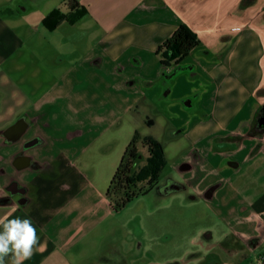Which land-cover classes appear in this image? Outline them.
Segmentation results:
<instances>
[{"label":"crops","instance_id":"crops-1","mask_svg":"<svg viewBox=\"0 0 264 264\" xmlns=\"http://www.w3.org/2000/svg\"><path fill=\"white\" fill-rule=\"evenodd\" d=\"M70 1L0 0V214L44 245L25 264H257L264 1L237 22L235 0H77L75 23L43 25ZM183 23L200 44L163 65ZM135 137V173L147 138L166 166L117 211L107 190Z\"/></svg>","mask_w":264,"mask_h":264},{"label":"trees","instance_id":"trees-1","mask_svg":"<svg viewBox=\"0 0 264 264\" xmlns=\"http://www.w3.org/2000/svg\"><path fill=\"white\" fill-rule=\"evenodd\" d=\"M71 13L63 15L59 10L51 12L44 20L43 25L54 29L62 20L75 23L87 13V9L77 0H71ZM200 40L197 34L185 23L181 24L176 31L160 46L159 54L163 65H169L186 56L199 46ZM138 137H135L127 146L123 157L115 171L107 190V196L114 203L115 210H121L135 197L131 187L139 181L149 179L150 185H154L159 179L166 166V159L161 144L152 138L145 140L150 157L147 164L135 173L136 162L139 160ZM183 189L179 183L170 182L159 188L160 192L170 193Z\"/></svg>","mask_w":264,"mask_h":264},{"label":"clouds","instance_id":"clouds-1","mask_svg":"<svg viewBox=\"0 0 264 264\" xmlns=\"http://www.w3.org/2000/svg\"><path fill=\"white\" fill-rule=\"evenodd\" d=\"M13 212L0 214V264H25L44 248L32 219Z\"/></svg>","mask_w":264,"mask_h":264},{"label":"rangeland","instance_id":"rangeland-1","mask_svg":"<svg viewBox=\"0 0 264 264\" xmlns=\"http://www.w3.org/2000/svg\"><path fill=\"white\" fill-rule=\"evenodd\" d=\"M235 1H236V4H235L236 6L234 9L235 11L231 15L233 18H235V21L239 22V21H242L244 19L246 14H248L247 11L249 12V10H248L249 7H250L249 8L250 13L252 16H255L256 13H259V11L261 10V8H260L261 4L260 3L264 0H235ZM248 5H250V6H248ZM189 244H190V241H189ZM193 249H196V248L193 247Z\"/></svg>","mask_w":264,"mask_h":264},{"label":"built area","instance_id":"built-area-1","mask_svg":"<svg viewBox=\"0 0 264 264\" xmlns=\"http://www.w3.org/2000/svg\"><path fill=\"white\" fill-rule=\"evenodd\" d=\"M257 264H264V254L260 255L258 258H257Z\"/></svg>","mask_w":264,"mask_h":264}]
</instances>
